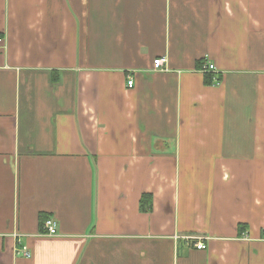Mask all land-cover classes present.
<instances>
[{
	"label": "crops",
	"instance_id": "1",
	"mask_svg": "<svg viewBox=\"0 0 264 264\" xmlns=\"http://www.w3.org/2000/svg\"><path fill=\"white\" fill-rule=\"evenodd\" d=\"M0 36V264H264V0H0Z\"/></svg>",
	"mask_w": 264,
	"mask_h": 264
},
{
	"label": "built area",
	"instance_id": "2",
	"mask_svg": "<svg viewBox=\"0 0 264 264\" xmlns=\"http://www.w3.org/2000/svg\"><path fill=\"white\" fill-rule=\"evenodd\" d=\"M2 41H3V37L0 36V44L2 43ZM166 61H167V59L165 57H160V58L155 59L154 60L155 68L164 69ZM215 70H216V66L214 64H205L203 67V71H205V72H213ZM134 82H135L134 78L131 76L128 80V86L132 87L134 85ZM42 227H43V232L46 234L55 235L58 231L57 222L52 217L47 218ZM182 238L189 240V241L198 239L193 234L183 235ZM194 246L198 249H206L207 248L206 242H204V240H202V239H198L196 242H194ZM18 253L23 254L24 256H27V257L30 256V252L26 246H23L22 248H20L18 250Z\"/></svg>",
	"mask_w": 264,
	"mask_h": 264
},
{
	"label": "trees",
	"instance_id": "3",
	"mask_svg": "<svg viewBox=\"0 0 264 264\" xmlns=\"http://www.w3.org/2000/svg\"><path fill=\"white\" fill-rule=\"evenodd\" d=\"M212 77H213V76H212L211 74H207V75H206V81H207V83H210V82H211V80H212L211 78H212ZM145 198H146V196L143 195L142 200H141V201H142V204L145 203Z\"/></svg>",
	"mask_w": 264,
	"mask_h": 264
}]
</instances>
